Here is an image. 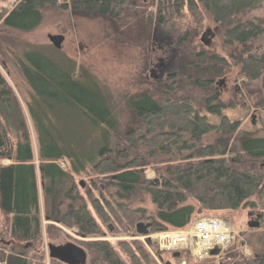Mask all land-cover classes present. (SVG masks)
I'll return each instance as SVG.
<instances>
[{"label": "trees", "instance_id": "1", "mask_svg": "<svg viewBox=\"0 0 264 264\" xmlns=\"http://www.w3.org/2000/svg\"><path fill=\"white\" fill-rule=\"evenodd\" d=\"M4 1L12 3L10 10L0 6V24L4 28L30 32L41 21L44 9L88 12L109 20L127 43L138 45L143 53L153 42L154 22L164 24L182 11L196 25L207 14L213 23L225 27L227 47L249 48L264 34L262 22L239 19L246 12L262 8L264 0ZM186 42L189 57L184 71L159 85L157 95L126 99V123L122 126L111 124L115 120L105 100L95 90L73 80L72 70L61 69L38 52L24 53L18 67L39 103L50 102L63 112L77 114L79 122L86 126L110 128L93 151L78 143L79 153H70L72 158L52 140L44 153L41 136L35 135L40 144L38 166L23 112L0 74V264H45L40 251L42 219L76 228L84 239L102 238L104 232L112 231L136 236L135 226L144 220L153 221L151 232L184 229L196 215L232 212L262 195L264 175L248 174L238 167L246 161H264V124L260 137L256 132H242L239 121L220 113L222 106L216 95L204 99L202 106L188 97L175 95L183 87L210 90L214 79L228 71V66L238 68L247 82L257 81L264 74V52L258 51L259 47L249 49L227 64L223 58L196 50L192 45L194 35H177V45ZM208 115L216 119L209 120ZM12 117L17 120L11 126L14 140L10 139L8 124ZM211 135L214 138L206 143ZM64 159L72 174L79 175L88 169L86 174L92 178L84 196L79 183L75 185L72 175L57 165ZM4 160L10 163L2 165ZM151 168L155 176L147 179L146 172ZM92 190L98 192V197H93ZM106 191L114 192L115 197L104 198ZM138 191L149 196L155 207L153 217L124 203ZM78 243L84 251L95 255L92 264H122L119 253L106 240ZM122 250L131 264H155L138 243L125 244ZM241 257L228 252L218 263L264 264V246L249 259ZM49 264L62 263L50 260Z\"/></svg>", "mask_w": 264, "mask_h": 264}, {"label": "rangeland", "instance_id": "2", "mask_svg": "<svg viewBox=\"0 0 264 264\" xmlns=\"http://www.w3.org/2000/svg\"><path fill=\"white\" fill-rule=\"evenodd\" d=\"M65 2L66 0H62ZM0 6L7 10L12 8L11 1L0 0ZM153 10V8H152ZM240 21H253L255 24L262 22L264 28V6L258 10L246 12L240 16ZM233 25V24H232ZM231 25V26H232ZM225 27L213 23L211 18L203 15L202 22L196 25L193 19L185 13L174 14L169 21L161 24L156 21L153 24V42L146 52L120 35L115 26L106 18L94 16L88 12H72L69 9H44L39 24L30 32H19L7 29L0 24V74L14 93L23 112L32 139V151L35 164L38 166L37 150L40 147L35 135L40 134L41 147L47 152V143L52 140L61 152L69 153L70 158L79 153L78 143L84 145L88 151H93L99 144L102 135L110 132L106 125L100 130L94 126H86L79 122L81 118L72 112L61 111L50 102L39 103L33 94L30 84L23 78L18 67L24 53L34 51L47 57L63 70H72V79L85 84L101 95L112 111L111 118L115 121L112 125L122 126L126 123L127 110L125 100L138 95H157V87L169 78L179 76L184 71L188 62L189 52L187 42L183 46L176 44L177 35H194L192 44L196 50H203L208 54L223 58L230 64L231 58L238 54L259 47L258 51L264 52V34L253 41L248 47H227L224 45ZM210 32L209 43L203 46L200 43L202 33ZM57 35L63 37L60 49H55L48 41L47 36ZM4 63L5 68L2 67ZM229 70L222 76L214 79L210 90L183 87L176 91V97H188L196 105L202 106L203 100L216 95L222 106L221 114L232 121H239V130L242 132H256L259 137L263 135L264 124V74L259 80L247 82L239 73L238 68L228 66ZM222 83L219 84V82ZM157 89V90H156ZM216 89V90H215ZM52 108H49V107ZM36 117V119L34 118ZM119 118V119H118ZM209 120H215V116H209ZM16 119H8L10 139H15L13 127ZM214 138L211 135L206 138V143ZM38 141V142H37ZM81 142V143H80ZM108 142L112 145L111 137ZM77 146V147H76ZM9 161H2V165H8ZM64 171L72 175L75 185L82 182L80 194L84 196L88 189V169L79 175L72 174L69 162L64 159L57 163ZM240 171L252 175H264V161H246L239 166ZM155 171L146 172L147 179H153ZM37 183L40 188L41 178L37 174ZM86 183V184H85ZM90 189V188H89ZM93 197H98V192L92 190ZM104 198L115 197L114 192H103ZM244 208L232 212L201 213L199 217H214L229 224L236 233L234 243L220 257L228 252L239 253L242 259H249L253 253H259L264 246V192L260 197H253L247 201ZM40 212L43 215L44 202L39 189ZM131 209L144 210L147 217L155 215V207L148 195L143 192H135L129 201L124 200ZM87 204H89L87 202ZM258 216V219H257ZM258 223V227L251 229L249 223ZM142 223H150L152 220H144ZM42 244L40 251L45 257V264H49L47 245L55 246L71 243L80 246L82 240H106L113 244L119 253L122 264H131L128 256L123 252L122 246L128 243H138L144 247L148 256L155 263L154 257L145 246L137 240L139 236H129L122 233L104 232L102 238L84 239L79 236L76 228L63 227L55 222H46L42 219ZM148 231V235H154L159 231ZM147 235V236H148ZM100 237V236H99ZM236 243V244H235ZM235 244V245H234ZM81 247V246H80ZM86 264H92L95 255L87 251ZM208 260L203 264H219L221 258ZM165 262L178 264L168 256H163ZM185 264H195L189 254L183 257ZM96 264H100L97 262Z\"/></svg>", "mask_w": 264, "mask_h": 264}, {"label": "built area", "instance_id": "3", "mask_svg": "<svg viewBox=\"0 0 264 264\" xmlns=\"http://www.w3.org/2000/svg\"><path fill=\"white\" fill-rule=\"evenodd\" d=\"M236 233L229 224L218 218L203 217L195 219L187 228L173 231H161L154 235L137 238L154 257L162 254L185 252L192 260L201 264L206 260L218 259L234 243ZM217 251L216 255L211 252ZM178 264H185L180 258Z\"/></svg>", "mask_w": 264, "mask_h": 264}, {"label": "water", "instance_id": "4", "mask_svg": "<svg viewBox=\"0 0 264 264\" xmlns=\"http://www.w3.org/2000/svg\"><path fill=\"white\" fill-rule=\"evenodd\" d=\"M210 36V32L205 30L201 37H200V43L203 46H207L209 43L208 37ZM47 39L49 43L55 48L60 49L61 45L63 43V37L57 36V35H49L47 36ZM222 83V81L219 82V84ZM79 186L82 188L83 184L82 182H79ZM150 223H138L135 226V232L137 235H147L149 229L151 228ZM248 227L251 229L257 228L258 223H249ZM109 230H111V226L109 227ZM47 252H48V258L50 260L58 261L62 264H86V252L79 246L66 243L64 245L55 246L52 244L47 245ZM212 255H216L217 252L213 251L211 252ZM180 254L178 252H175L171 254L172 259H178ZM161 261V260H160ZM165 264H171L170 262H166Z\"/></svg>", "mask_w": 264, "mask_h": 264}, {"label": "flooded vegetation", "instance_id": "5", "mask_svg": "<svg viewBox=\"0 0 264 264\" xmlns=\"http://www.w3.org/2000/svg\"><path fill=\"white\" fill-rule=\"evenodd\" d=\"M2 67L5 68L4 63L2 64ZM257 219H258V216H257Z\"/></svg>", "mask_w": 264, "mask_h": 264}]
</instances>
